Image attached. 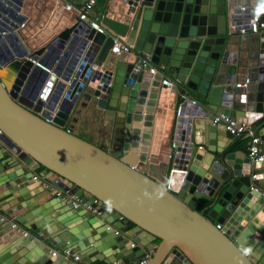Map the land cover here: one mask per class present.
<instances>
[{"label":"water","instance_id":"95a60500","mask_svg":"<svg viewBox=\"0 0 264 264\" xmlns=\"http://www.w3.org/2000/svg\"><path fill=\"white\" fill-rule=\"evenodd\" d=\"M16 1L25 11L33 2ZM43 1L45 13L68 3ZM248 2L142 0L123 21L105 13V33L90 29L89 18L63 30L61 42L72 36L103 67L82 95L104 111V145L65 127L66 115L47 121L29 85L18 95L31 63L0 68V264H141L149 251L158 264H264V171L252 178L243 152L225 153L235 135L213 121L220 113L249 125L264 117V32L241 34L253 35L246 53L255 64L247 66L256 72L241 90L234 82L245 56L226 48L238 6ZM117 37L131 49L112 52ZM138 52L164 66L172 85L144 71ZM191 92L204 102L192 105Z\"/></svg>","mask_w":264,"mask_h":264},{"label":"built area","instance_id":"2783aa9c","mask_svg":"<svg viewBox=\"0 0 264 264\" xmlns=\"http://www.w3.org/2000/svg\"><path fill=\"white\" fill-rule=\"evenodd\" d=\"M95 1L85 0L79 7L68 2L66 5H62L60 11L56 9V5H53L48 13L42 11V13L36 14L37 17L33 20L31 15L34 13V9L39 11L43 8L45 3L43 0H33L32 6L27 11H25L24 2L0 0V68H4L5 65L16 60L21 61L25 66L27 62L31 63L29 67H26L27 71H22L24 76L18 95L26 84L29 85L31 92L27 90V96L33 103L37 104L41 101L40 111L47 115L44 118L49 122H53L56 117L61 118L65 115L68 117L84 89L92 86L93 80L96 85L104 73L102 66L89 60L86 55L87 47L82 46L78 41L72 42V36L63 42L57 41L63 30L76 25V22L83 24V21L89 18L88 13L92 10ZM122 1L128 9L129 7L136 8L142 0ZM255 1L256 3H245L238 6L239 11L235 23L232 25L235 32L239 34L264 32V18L258 11V1ZM44 8H47V5ZM63 11H67L68 14L63 15ZM44 15L45 17H43ZM39 20L43 22L42 25L38 23ZM72 20L74 22L70 23ZM88 27L96 33H105V28L99 21L89 19ZM47 29L50 31L47 32ZM41 32H46V35L41 37L39 35ZM130 49L131 46L123 38L117 37L111 51L119 53ZM136 62L141 64L144 71L152 75L159 73V70L150 62L148 55L138 56ZM252 81L250 76L235 80L234 88L241 90ZM161 84L171 86L172 82L162 77ZM34 93L35 96L32 98ZM234 95L239 94H230L231 97ZM190 103L196 105L197 100L190 98ZM70 104L72 105L71 111L69 110ZM213 121L223 125L228 132L234 135H240L248 129L247 123L237 122L231 116L223 113L217 114ZM249 134L251 138L247 146L248 157L255 162L264 161L262 139L259 135ZM170 147L177 148L176 141L173 140ZM251 177L255 178L256 173H253ZM34 178L37 179V176ZM256 188L255 185L251 186V189ZM50 191L60 198L71 199L74 205H77L78 200L75 197H67L66 193L56 186H51ZM262 195L264 196V191H262ZM216 227L221 228L219 224ZM64 255L74 260L78 259L76 254L64 253Z\"/></svg>","mask_w":264,"mask_h":264},{"label":"crops","instance_id":"0c3cea01","mask_svg":"<svg viewBox=\"0 0 264 264\" xmlns=\"http://www.w3.org/2000/svg\"><path fill=\"white\" fill-rule=\"evenodd\" d=\"M67 1L76 7L81 6L85 2V0H67ZM244 1H246V0H244ZM248 1H249L248 3H256V1L254 2V0H248ZM257 1H258V11L261 14V17L264 18V0H257ZM125 11H126V7L123 4L122 0H96L92 10L89 11L88 16H89V19L100 22L101 17L106 13L107 16H109L113 19H118V20L123 21L124 20V14L123 13ZM73 22H74V20H72L70 23H73ZM252 36H253L252 34L247 35V36H242L238 32H235L234 35H228V39H227L228 42H227L226 48L228 50L238 52L239 56H241V57L245 56L243 58V60H246V62L243 61V63H241V65L238 63L239 65H238L237 70H236L235 80H240L246 76H250L252 79L255 78L254 76H255L256 72L251 71L250 68H248V66H247L248 64L254 65L255 61L253 64V60L248 57V55L250 56V54H249L250 52L246 53L247 49H249V47H251L250 45L254 42V41H252V38H253ZM120 39H122V38H120ZM259 43L260 42L258 41L257 44H259ZM254 46H256V45L254 44ZM240 49H243L242 50L243 52H240ZM136 55L141 56V55H146V54L138 52V53H136ZM127 60H129V59H127ZM255 60H257V59H255ZM236 62H237V59H236ZM152 65L155 66L159 70V73L162 74L163 78L169 79L171 81L170 75L166 72V69L164 66L155 65L153 63H152ZM236 65H237V63H236ZM256 75H257V77L260 76L259 73H257ZM166 97H167V99L170 100V95H167ZM190 97L193 99H196L197 102L198 101L204 102L203 98L202 99L196 98V96L193 92H191ZM85 100H86V98L83 95H81L78 98V101H76L77 103L74 106L75 112H78L77 116H75L78 118L77 122H79L80 120L83 122L85 121L87 123V126H86L87 128L89 127V129L92 130L95 126L94 130H98V128H100V126H102L103 124L105 125V123H107L105 120L104 111L94 109L93 108L94 106L91 107V103H88ZM166 105L169 106L168 101L166 102ZM84 106H86V107H84ZM90 108H93V110L96 111L95 113H97V116H92V114L88 111V110H90ZM73 116L74 115H72V119L74 118ZM98 116H100L101 119L99 118L98 126H96V123H94V121L98 119ZM68 122H69V119H68ZM263 122H264V117L256 120L254 123H252L250 125L247 124V128H248L247 131L240 134V135H235V137L231 140L229 145L225 148V153L226 152H237L238 156L242 157L240 155L241 154L240 152H243V157L248 159L249 157L247 155V146H248V141L251 138L249 133L260 136L259 130L264 129V125L262 124ZM96 127H97V129H96ZM257 127H258V129H257ZM108 137L109 136H106L105 140L102 138H97V139L94 138V140H96V142H94V144L104 145V143H107ZM84 139L89 141L88 138H84ZM202 146L204 147V145H202ZM0 148L5 149V146L0 144ZM262 148L264 149V142L262 143ZM249 160H251V159L249 158ZM251 162H252V166H251V173L252 174L253 173H260V172L264 171L263 168H257L256 167L257 162L252 161V160H251ZM207 212H208V210H207ZM31 217L29 216L28 218L32 220ZM132 226H134V225H132ZM17 234H19L18 237H20L22 235L20 233H17ZM240 235H241L240 232H238L237 230L230 231V236H232L234 239L239 237ZM248 237L249 236H244V239H243L244 242L242 243L244 246H246V244H248L247 243V241H249ZM159 241L160 240L157 239L156 242H159ZM254 247L255 246L250 245V247L247 248L249 250V253H251L254 250L253 253L257 254ZM149 254H151L150 251L146 254L147 259L150 258V256L147 257V255H149ZM91 264H105V263L103 261L96 260V261L92 262ZM114 264H120V263H114ZM121 264H124V263H121ZM128 264H134V263H128Z\"/></svg>","mask_w":264,"mask_h":264},{"label":"rangeland","instance_id":"374dc122","mask_svg":"<svg viewBox=\"0 0 264 264\" xmlns=\"http://www.w3.org/2000/svg\"><path fill=\"white\" fill-rule=\"evenodd\" d=\"M84 107H86V106H84ZM91 107H92V105H91ZM93 108L95 109V107H93ZM93 108H90V110H88V111L92 114V116H97V113H95L96 111L93 110ZM77 113L78 112H75V108L73 107L72 112H70V114L67 117V121L65 123V127L71 126L73 133L78 134L82 138L83 137L84 138H88L89 141L90 142H93V143L96 142V140H94V138L95 139L102 138V139L105 140V138L107 136V133H108V129H109L107 123H105V125L103 124L102 126H100V128H98V130H94L95 126L91 130V129H89V127L88 128L86 127L87 126V123L85 121L83 122V121L80 120L79 122H77L78 121V118L75 117V116H77ZM72 115H74L73 116L74 117L73 119H72ZM99 118H100V116H98V119L94 121V123H96V126H98ZM68 119H69V122H68ZM96 129H97V127H96ZM104 144H106V143H104Z\"/></svg>","mask_w":264,"mask_h":264},{"label":"bare ground","instance_id":"6f19581e","mask_svg":"<svg viewBox=\"0 0 264 264\" xmlns=\"http://www.w3.org/2000/svg\"><path fill=\"white\" fill-rule=\"evenodd\" d=\"M39 13H42V9L38 11L37 15H38ZM45 33H46V32H45ZM39 35H40V34H39ZM61 39H62V38L59 37V38H57V41L59 42ZM61 46H62V44H61ZM61 118H63V117H61ZM0 185H3V184L1 183ZM50 193H51V192H50ZM52 195H54V194L52 193ZM134 245H136V244H133V246H134ZM145 263H146V264H158V261H156V260H154V259L149 260V259L146 258V255H145V259H144V261L141 262V264H145Z\"/></svg>","mask_w":264,"mask_h":264},{"label":"trees","instance_id":"16d2710c","mask_svg":"<svg viewBox=\"0 0 264 264\" xmlns=\"http://www.w3.org/2000/svg\"><path fill=\"white\" fill-rule=\"evenodd\" d=\"M44 168L42 166H39L37 169H36V172L37 173H40ZM133 224H131L132 226Z\"/></svg>","mask_w":264,"mask_h":264},{"label":"clouds","instance_id":"9594fccd","mask_svg":"<svg viewBox=\"0 0 264 264\" xmlns=\"http://www.w3.org/2000/svg\"><path fill=\"white\" fill-rule=\"evenodd\" d=\"M91 210H93V209H91ZM147 257H149V255H148ZM143 260H144V259H143Z\"/></svg>","mask_w":264,"mask_h":264},{"label":"flooded vegetation","instance_id":"af4514ba","mask_svg":"<svg viewBox=\"0 0 264 264\" xmlns=\"http://www.w3.org/2000/svg\"><path fill=\"white\" fill-rule=\"evenodd\" d=\"M108 136V135H107Z\"/></svg>","mask_w":264,"mask_h":264}]
</instances>
